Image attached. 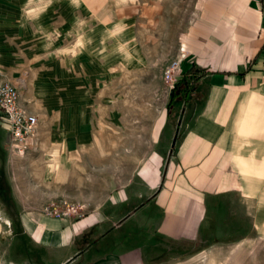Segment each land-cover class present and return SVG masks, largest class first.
<instances>
[{"label":"rangeland","instance_id":"rangeland-1","mask_svg":"<svg viewBox=\"0 0 264 264\" xmlns=\"http://www.w3.org/2000/svg\"><path fill=\"white\" fill-rule=\"evenodd\" d=\"M199 4L0 0V81L16 80L21 103L37 116L35 142L18 154L0 115V188H8L11 216L52 208L66 213L61 218L83 216L128 181L153 144L184 61L212 67L217 59L234 61L218 55L225 35L211 27L223 25L229 1H212L206 11ZM195 28L220 45L216 55L183 51L182 35ZM258 33L242 44L252 45ZM174 59L180 64L171 87L163 71ZM57 157L61 166L68 161L66 175L48 173ZM263 208L251 200L256 237L215 245L177 264H264Z\"/></svg>","mask_w":264,"mask_h":264},{"label":"crops","instance_id":"crops-1","mask_svg":"<svg viewBox=\"0 0 264 264\" xmlns=\"http://www.w3.org/2000/svg\"><path fill=\"white\" fill-rule=\"evenodd\" d=\"M250 4L263 14L258 33L264 0ZM253 40L218 67L190 73L184 61L150 150L96 209L66 219L24 209L11 216L8 188H0V264H177L256 237L250 202L264 207V32Z\"/></svg>","mask_w":264,"mask_h":264},{"label":"bare ground","instance_id":"bare-ground-1","mask_svg":"<svg viewBox=\"0 0 264 264\" xmlns=\"http://www.w3.org/2000/svg\"><path fill=\"white\" fill-rule=\"evenodd\" d=\"M212 1L216 2V0H200L199 6L203 7V10L206 11V5ZM228 1L229 10L227 13L223 14V27L219 26V24L217 23H214L211 26L213 27L215 33L218 31L225 35L223 41L218 38L220 44H224V46H221L218 49L220 51L217 52V48L220 45L215 47L213 42L207 41L202 32L199 33V30H196L197 27L195 29H190V31L182 35V41L184 43L183 51L193 49L197 51L201 56L206 55L210 52L216 55L217 52L219 53L218 55L222 54L223 57H232L234 61L238 59V56L240 54H245V52L248 50V44H242L243 39L245 38V36L248 37L249 35H253L256 33L257 29L261 27L263 17L259 10L253 9L251 7L250 0ZM62 160L64 161L61 166L59 165L58 157L57 159L54 158V160L51 161V163L47 166L48 173H50L51 170H54L58 177L66 175L68 172V169L66 167L68 161H65V159ZM72 176L73 174H71V177Z\"/></svg>","mask_w":264,"mask_h":264},{"label":"built area","instance_id":"built-area-1","mask_svg":"<svg viewBox=\"0 0 264 264\" xmlns=\"http://www.w3.org/2000/svg\"><path fill=\"white\" fill-rule=\"evenodd\" d=\"M180 59H174L166 65L163 74L165 80L170 83L175 79V71L179 67ZM22 93L19 83L0 81V115L10 131V150L18 154L24 153L30 144L35 142L34 134L37 127V116L30 112L21 103ZM75 212V207H72ZM48 214L63 216L66 213H59L57 208L46 210Z\"/></svg>","mask_w":264,"mask_h":264},{"label":"trees","instance_id":"trees-1","mask_svg":"<svg viewBox=\"0 0 264 264\" xmlns=\"http://www.w3.org/2000/svg\"><path fill=\"white\" fill-rule=\"evenodd\" d=\"M193 69H196V66L193 65L188 71H193ZM183 84L187 87V85L189 84V80H186V79H183ZM178 84H179V81L175 84V86L172 88V92H171V99L173 98V96L175 95L176 91L178 90ZM184 90L186 91L187 88H184ZM170 99V100H171Z\"/></svg>","mask_w":264,"mask_h":264}]
</instances>
